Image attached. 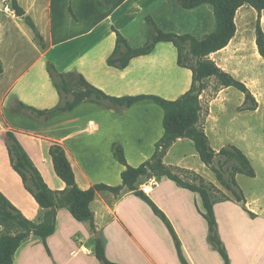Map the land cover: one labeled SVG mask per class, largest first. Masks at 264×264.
Listing matches in <instances>:
<instances>
[{
	"label": "crops",
	"instance_id": "0c3cea01",
	"mask_svg": "<svg viewBox=\"0 0 264 264\" xmlns=\"http://www.w3.org/2000/svg\"><path fill=\"white\" fill-rule=\"evenodd\" d=\"M18 1L35 22L43 42L24 16L16 14L10 0H0V190L28 219L36 220L42 209L12 166L5 141L8 130L15 132L51 189L66 188L50 154L54 142L64 146L82 189L96 184L116 187L123 184L126 166L115 157L113 144L123 146L134 167L151 159L165 133V110L149 98L123 111L84 101L41 120L16 110L14 101L40 109L60 102L48 70L51 61L60 72L81 74L112 96L146 94L176 100L192 88L193 70L178 63L174 42L160 41L152 51L132 57L120 68L109 64L117 31L131 47L139 48L150 37L148 17L166 33L202 37L215 29L216 14L211 3L186 8L179 0H112L109 5L102 0ZM6 6L11 10L6 11ZM258 22L264 31V11L242 5L235 15V35L208 56L224 72L244 82L251 98L247 100L246 92L235 86L215 91V78L200 95L205 110L202 122L211 146L219 151L235 145L254 167L255 176L237 175L243 200L219 183L190 138H179L164 157L166 164L199 173L230 197L213 196L217 231L227 248L229 264H264V55L257 43ZM143 182L139 190L167 214L186 257L189 253V262L222 264L210 247L200 194L167 176ZM91 208L110 260L119 264H183L176 245L170 247L163 238L165 223L135 191L116 195L100 190ZM181 232L187 233L189 246ZM97 238L88 222L77 220L67 207H61L56 231L47 239L50 251L40 236L32 235L16 251L14 264H103L95 253Z\"/></svg>",
	"mask_w": 264,
	"mask_h": 264
},
{
	"label": "trees",
	"instance_id": "16d2710c",
	"mask_svg": "<svg viewBox=\"0 0 264 264\" xmlns=\"http://www.w3.org/2000/svg\"><path fill=\"white\" fill-rule=\"evenodd\" d=\"M112 0H102L109 5ZM186 8H193L202 3H211L215 8L216 27L202 37L191 34L166 33L162 31L151 17L148 21L151 24V33L148 42L139 48L129 45L127 39L117 31L116 48L109 58V64L124 68L134 56L149 53L160 41H172L178 48V63L193 70L192 88L176 100H168L157 95H130L112 96L102 89L94 86L85 77L77 73L60 72L56 65L49 62L48 70L60 94V102L51 107L40 109L28 105L20 100H15L13 106L16 110L26 112L33 117L46 120L50 116L66 112L84 101H93L104 104L118 111H123L134 102L141 99H154L165 110L164 126L165 133L157 142V149L153 157L138 167L130 165L125 157L124 148L119 143L113 144V152L119 162L126 166L123 171V184L120 186H109L96 184L89 189H82L77 181L73 165L63 145L54 142L50 147L54 167L57 174L66 182L64 190H53L49 187L34 161L25 150L22 143L13 130H8L5 135L6 145L10 154L13 168L20 174L26 189L32 193L42 212L38 219H28L22 211L0 190V264H14L16 251L20 245L32 235L40 236L50 251L47 239L56 231L57 211L61 207H67L73 216L80 221L88 222L92 232H97L94 212L91 203L100 190H109L116 195L124 191H135L137 195L146 200L154 212L163 220L172 233L178 254L183 264H191L186 258L181 239L174 228L167 214L150 198L144 191L139 190V184L144 178L153 176H167L179 186L191 191L198 192L202 198L205 212L203 213L209 224L210 240L218 249L220 254L229 264L227 248L217 231V220L214 211L213 192L218 187L208 181L199 173L166 164L164 157L170 147L179 138H190L204 163H206L216 174L220 184L234 192L237 200H243L239 192L237 182L238 174L255 176L256 172L249 157L237 146L229 145L216 151L210 144L209 137L205 132L202 122L204 107L200 99L202 91L207 87L211 78L217 80L215 91L220 87L235 86L246 92L247 100L251 94L244 82L224 72L208 56L225 47L236 33L235 15L237 10L244 4H250L260 13L264 11V0H179ZM12 8L19 16H24L28 24L34 29L40 41L43 37L40 34L35 22L30 15H26L25 9L18 0H10ZM70 10H72L70 8ZM257 43L262 55H264V31L260 22L257 24ZM45 46V44H43ZM0 61V71H1ZM75 75L82 81L83 89L77 92L70 86L67 76ZM224 158L220 161V167L214 164L217 157ZM230 168L222 169L224 164ZM220 192V189H218ZM222 200L230 199L222 193ZM252 215L254 213L251 212ZM95 253L103 264H119L107 257L106 249L102 238H97Z\"/></svg>",
	"mask_w": 264,
	"mask_h": 264
},
{
	"label": "rangeland",
	"instance_id": "374dc122",
	"mask_svg": "<svg viewBox=\"0 0 264 264\" xmlns=\"http://www.w3.org/2000/svg\"><path fill=\"white\" fill-rule=\"evenodd\" d=\"M138 40L139 39H136V42H138ZM52 62V61H51ZM52 63H54V62H52ZM55 64V63H54ZM67 81L69 82V83H71L70 84V86L72 87V89L74 90V91H78V90H80V89H83V86H82V81L77 77V76H75V75H69V76H67ZM220 161H224V158L222 159L221 157H217L215 160H214V164L217 166V167H220L221 166V164H219V162ZM225 165V167H223L222 169L224 170V169H229L230 168V163L229 164H224ZM154 177V176H153ZM152 178V177H151ZM150 180V178H144V182H143V184H145L146 182H148ZM147 189H150L149 187L147 188ZM214 194H213V196H214V198H217V199H219V198H222V196H223V194L222 193H220L219 192V190L218 189H215L214 190V192H213ZM199 200L201 201V203H202V199L201 198H199ZM159 217V216H158ZM161 219V218H160ZM161 221V220H160ZM163 221V220H162ZM165 232H162V235H163V238L166 240V242L167 243H170V247H172V248H175V245H176V243H175V240H174V237H173V235H172V233L170 232V230L168 229V227H167V225L165 224ZM181 234H182V236L184 237V239H185V241H186V244L189 246V241H188V239H187V233L186 232H181ZM209 243H211L210 245V247H212L211 249L214 251L213 253H214V255L215 256H217V258L219 259V261L222 263V264H225V262H226V260L224 259V257L218 252V250L216 249V247L214 246V244L212 243V242H209ZM189 253H187V257L189 256L188 255ZM185 256H186V253H185ZM186 257V258H187ZM182 263V262H181Z\"/></svg>",
	"mask_w": 264,
	"mask_h": 264
},
{
	"label": "built area",
	"instance_id": "2783aa9c",
	"mask_svg": "<svg viewBox=\"0 0 264 264\" xmlns=\"http://www.w3.org/2000/svg\"><path fill=\"white\" fill-rule=\"evenodd\" d=\"M5 10H6V11H10L11 8H10L9 6H6V7H5Z\"/></svg>",
	"mask_w": 264,
	"mask_h": 264
},
{
	"label": "water",
	"instance_id": "95a60500",
	"mask_svg": "<svg viewBox=\"0 0 264 264\" xmlns=\"http://www.w3.org/2000/svg\"><path fill=\"white\" fill-rule=\"evenodd\" d=\"M96 234H97L98 237H101V236H100V232L97 231Z\"/></svg>",
	"mask_w": 264,
	"mask_h": 264
}]
</instances>
